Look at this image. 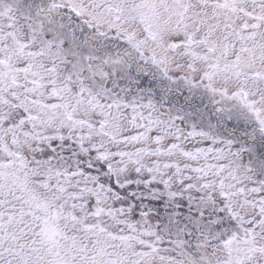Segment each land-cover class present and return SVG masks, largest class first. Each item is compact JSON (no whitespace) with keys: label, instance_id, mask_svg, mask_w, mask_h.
I'll use <instances>...</instances> for the list:
<instances>
[{"label":"snow or ice","instance_id":"obj_1","mask_svg":"<svg viewBox=\"0 0 264 264\" xmlns=\"http://www.w3.org/2000/svg\"><path fill=\"white\" fill-rule=\"evenodd\" d=\"M0 264H264V0H0Z\"/></svg>","mask_w":264,"mask_h":264}]
</instances>
